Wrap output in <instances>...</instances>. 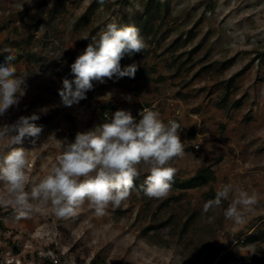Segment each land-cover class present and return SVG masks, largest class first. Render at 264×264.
Listing matches in <instances>:
<instances>
[{"label": "rangeland", "instance_id": "rangeland-1", "mask_svg": "<svg viewBox=\"0 0 264 264\" xmlns=\"http://www.w3.org/2000/svg\"><path fill=\"white\" fill-rule=\"evenodd\" d=\"M0 59V264H264V0H0Z\"/></svg>", "mask_w": 264, "mask_h": 264}, {"label": "trees", "instance_id": "trees-1", "mask_svg": "<svg viewBox=\"0 0 264 264\" xmlns=\"http://www.w3.org/2000/svg\"><path fill=\"white\" fill-rule=\"evenodd\" d=\"M90 9H92V8H90ZM86 16L87 15H84L83 19H86ZM143 16L146 17L145 22H150L154 18L153 11H152L151 7L148 6V4H147L146 9L143 13ZM120 40L124 41L125 37L119 33L118 29H116L112 33L110 39L105 44L104 55L99 57V63L97 64V66L104 65L107 62H109L110 59L108 58V55L114 56L112 58H118L120 53H122V54L127 53L126 47H123L122 49H120V47L117 45L118 44L117 41H120ZM5 61H6V59H0V66H2V67L5 66L6 65L4 63ZM142 73H143V71H139L138 75H135L134 80H140V79H142V80L144 79L146 81L149 80L148 74H142ZM85 78L86 79L87 78H96V75L94 74V71L92 70V72L87 74L85 76ZM100 110L105 111L106 108L102 107V108H100ZM201 173H202V171H201ZM201 173H199L197 176L193 177L192 179H190L189 181H187L186 183H183V184H178L172 178L168 177L165 180V184H168V185L170 184L169 187L173 186L174 188H177V189H188V188H194L197 186H202L205 183V177H204V174H201ZM159 180H162V179H159ZM251 239L252 238H250L249 240H251ZM43 262H44V264H53L52 259H47ZM90 264H103V263L102 262L100 263L97 261H91Z\"/></svg>", "mask_w": 264, "mask_h": 264}, {"label": "built area", "instance_id": "built-area-1", "mask_svg": "<svg viewBox=\"0 0 264 264\" xmlns=\"http://www.w3.org/2000/svg\"><path fill=\"white\" fill-rule=\"evenodd\" d=\"M145 111H147V109H144V110H143V112H145ZM141 113H142V112L139 111V114H140V115H141ZM167 124H168V127H169V126H170V127H173V126H174L172 121H168ZM165 137H166L165 132H159V133L155 136V139H156L157 141H161V140L164 139ZM195 148H198V147L195 146Z\"/></svg>", "mask_w": 264, "mask_h": 264}]
</instances>
